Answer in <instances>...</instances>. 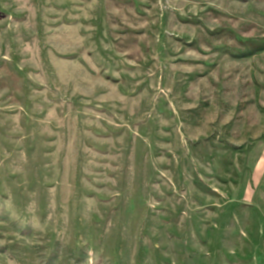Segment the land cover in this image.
<instances>
[{"label":"rangeland","instance_id":"1","mask_svg":"<svg viewBox=\"0 0 264 264\" xmlns=\"http://www.w3.org/2000/svg\"><path fill=\"white\" fill-rule=\"evenodd\" d=\"M264 0H0V264H264Z\"/></svg>","mask_w":264,"mask_h":264},{"label":"crops","instance_id":"2","mask_svg":"<svg viewBox=\"0 0 264 264\" xmlns=\"http://www.w3.org/2000/svg\"><path fill=\"white\" fill-rule=\"evenodd\" d=\"M264 120V119H262ZM264 123V122H262ZM260 144L258 145L257 157L260 158L261 164L264 165V132L261 134ZM264 168V167H262ZM256 190L260 196H264V171H262V175L258 178V182L256 184Z\"/></svg>","mask_w":264,"mask_h":264}]
</instances>
